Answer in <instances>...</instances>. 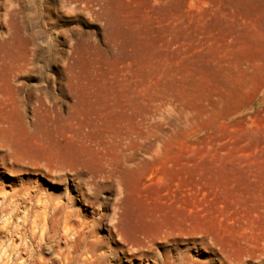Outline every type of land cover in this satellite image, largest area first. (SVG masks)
Here are the masks:
<instances>
[{
  "label": "rangeland",
  "instance_id": "rangeland-1",
  "mask_svg": "<svg viewBox=\"0 0 264 264\" xmlns=\"http://www.w3.org/2000/svg\"><path fill=\"white\" fill-rule=\"evenodd\" d=\"M65 190L100 263L264 264V0H0V210Z\"/></svg>",
  "mask_w": 264,
  "mask_h": 264
},
{
  "label": "bare ground",
  "instance_id": "bare-ground-1",
  "mask_svg": "<svg viewBox=\"0 0 264 264\" xmlns=\"http://www.w3.org/2000/svg\"><path fill=\"white\" fill-rule=\"evenodd\" d=\"M56 179L62 178L57 176ZM80 179L83 180L82 177ZM112 181L108 183L116 185L114 194L122 196L120 204L124 205L115 217V226L123 222L125 232L136 238L141 232V221L133 215L130 195L119 187L118 181ZM65 194L67 205L59 201L60 194L45 193L42 196L28 192H23L20 197L13 194L5 205L2 204L0 264H106L100 263L102 255L94 253V239H88L95 237L94 230H86L82 222L75 227L69 224L72 214L66 208L73 205L74 197L68 195L67 190ZM94 195H97L96 192ZM81 199L90 200L83 193ZM61 239L66 243L64 248L59 246Z\"/></svg>",
  "mask_w": 264,
  "mask_h": 264
}]
</instances>
